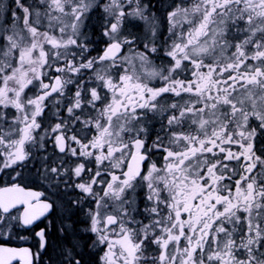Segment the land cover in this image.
<instances>
[{"label":"snow or ice","instance_id":"obj_1","mask_svg":"<svg viewBox=\"0 0 264 264\" xmlns=\"http://www.w3.org/2000/svg\"><path fill=\"white\" fill-rule=\"evenodd\" d=\"M0 264H264V0H0Z\"/></svg>","mask_w":264,"mask_h":264}]
</instances>
